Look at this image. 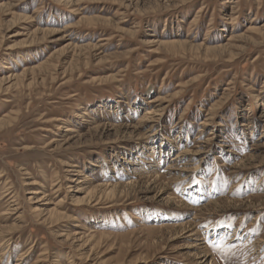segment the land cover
<instances>
[{
	"label": "rangeland",
	"instance_id": "374dc122",
	"mask_svg": "<svg viewBox=\"0 0 264 264\" xmlns=\"http://www.w3.org/2000/svg\"><path fill=\"white\" fill-rule=\"evenodd\" d=\"M0 199V264H264V0H0Z\"/></svg>",
	"mask_w": 264,
	"mask_h": 264
},
{
	"label": "bare ground",
	"instance_id": "6f19581e",
	"mask_svg": "<svg viewBox=\"0 0 264 264\" xmlns=\"http://www.w3.org/2000/svg\"><path fill=\"white\" fill-rule=\"evenodd\" d=\"M234 8V7H233ZM252 24V23H251ZM176 45V44H175ZM173 46H174V44H173ZM178 46V45H177ZM208 50H210V49H208ZM205 51L206 53H208L209 51ZM2 83V82H1ZM157 101H159V100H157ZM154 102H156V100H151L149 103L151 104V103H154ZM155 114V111H151V112H149V113H147V115H151V116H153ZM156 116H158V114L156 115ZM155 116V117H156ZM154 116L152 117L153 119L155 118ZM151 119V118H150ZM183 171V170H182ZM9 195H11V194H9ZM9 195H6V196H9ZM14 198V197H13ZM0 201H1V199H0Z\"/></svg>",
	"mask_w": 264,
	"mask_h": 264
}]
</instances>
